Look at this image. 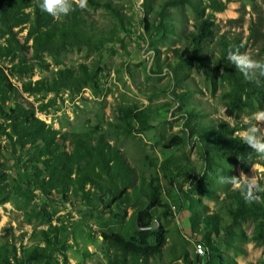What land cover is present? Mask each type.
I'll list each match as a JSON object with an SVG mask.
<instances>
[{"label":"rangeland","instance_id":"1","mask_svg":"<svg viewBox=\"0 0 264 264\" xmlns=\"http://www.w3.org/2000/svg\"><path fill=\"white\" fill-rule=\"evenodd\" d=\"M214 1L86 0L88 31L102 41L97 47L68 46L35 54L31 41L25 40L26 30L18 33L19 43L8 37L1 41L11 44L0 65L18 93L13 101L0 100L5 130L0 133V246L10 241L17 247H45L39 232L58 228L50 255L22 264H110L102 234L136 237L133 214L138 209L153 210L155 231L167 236L163 253L149 264H209L210 259L220 262L219 256L224 264H264V239H256L258 221L232 220L227 196L237 189L219 180L221 175L239 176L242 170L249 176L253 172L264 185V157L250 162L212 158L222 170L215 176L207 171L194 134L220 122L244 128L234 133L241 137L251 126L264 128L255 119L264 110V86L239 88L225 77L224 68L207 74L195 61H186L192 34L204 19L215 24V37L202 50L212 67L220 56L222 36L241 40V53L264 59V0H216L227 2L224 10L215 9ZM81 65L94 73L75 89H24L39 80L50 82L60 69ZM232 69L237 70L234 65ZM120 107L135 108L132 126L118 125ZM16 108L34 110L60 133L102 134L133 168L137 183L154 185L155 199L122 204L110 192L89 185L87 194L41 191L34 184L33 148L17 142L4 116ZM173 138L188 141L168 147ZM70 148L66 143L65 150ZM176 164L192 171L174 170ZM207 218L212 223L204 229ZM150 244H155L154 238Z\"/></svg>","mask_w":264,"mask_h":264},{"label":"trees","instance_id":"2","mask_svg":"<svg viewBox=\"0 0 264 264\" xmlns=\"http://www.w3.org/2000/svg\"><path fill=\"white\" fill-rule=\"evenodd\" d=\"M90 1L93 3L96 0ZM40 3L41 0H0V58L8 54L11 46V44L3 45L1 41L8 37L7 40L10 42L19 43L18 33L24 30H26L25 40L27 43L31 41L30 47L35 54L54 53L68 46L97 47L98 43H102L100 37L88 31V22L80 4L73 1L74 10L63 18H56L41 11ZM226 5L227 2H218L215 9L224 10ZM196 26V32L192 34L191 39L192 51L186 61H195L207 74H212L222 67L225 77L232 80L236 87L255 90L257 86L246 80L238 70H233V65L227 59L228 50L239 49L242 45L241 40L236 38L229 40L222 36L218 42L220 56L214 61L212 67L202 54V50L203 46L215 37V24L204 19ZM16 28L19 30L16 31ZM93 73L84 65L74 69H60L50 82L39 80L34 86L27 84L24 89L26 92L43 89L49 91H58L63 88L75 89L86 76H92ZM17 93L16 86L12 84L7 72L0 65V100L4 103L13 101ZM134 111L135 108L132 107H120L121 119L118 125L132 126ZM4 116L17 142L33 148L32 161L36 163L34 184L41 191L47 193L55 191L62 196L70 192L87 194L86 188L89 185L110 192L113 200L122 204L130 205L142 198L155 199L157 190L154 185L146 183L145 180L137 183L134 180L133 168L104 139L102 134L94 137L90 131L60 133L37 117L34 110L29 109L16 108L10 112H4ZM3 128V124H0V133L5 131ZM239 130L244 128L220 122L217 126L199 128L194 132L208 168L207 171L212 175L220 176L222 171L216 162L211 161L212 158L239 157L244 162H250L260 157L243 143L241 136L234 135ZM177 139L170 140L168 147L188 141L184 138ZM192 141L194 142L193 139ZM66 143L71 147L69 150H65ZM173 168L182 173L192 171L179 164L174 165ZM162 169L165 170V166ZM227 197L231 200L227 212L232 220L237 222L248 218L256 219L258 221L256 229L259 234L256 239H264V194L251 203L245 202L238 189ZM155 216L153 210L143 212L138 209L134 212L133 225L136 237L128 238L119 232L102 234L111 254L110 264H149L152 258L163 253L167 236L165 232L155 231L152 228ZM211 220V218L205 220L204 229L211 225ZM190 221L194 229H197L198 224H194L193 218H190ZM56 231L58 228L52 227L39 232L42 240L47 243L45 247L38 244L31 247L23 243L17 247L10 241L4 242L0 246V264H22L29 260L47 258L50 255L51 245L57 243L52 239L53 234L57 238ZM152 238L155 239V244H150ZM212 251L215 253L216 248H212ZM218 258L220 262L217 259H210L209 264H224L221 262L224 259L220 256Z\"/></svg>","mask_w":264,"mask_h":264},{"label":"clouds","instance_id":"3","mask_svg":"<svg viewBox=\"0 0 264 264\" xmlns=\"http://www.w3.org/2000/svg\"><path fill=\"white\" fill-rule=\"evenodd\" d=\"M79 6L85 7L86 0H80ZM39 7L41 11L56 18L67 16L74 10L73 0H41ZM227 59L246 80L258 87L264 86V59H255L246 52L241 53L238 49L233 51L231 48L228 50ZM255 119L258 125H264V110L258 111L255 114ZM242 140L254 153L264 157V128L257 125L247 128L243 133ZM219 180L221 183L238 189L245 202H254L260 199L261 194H264V185L259 183L253 172L249 176L241 170L239 176L221 175Z\"/></svg>","mask_w":264,"mask_h":264},{"label":"built area","instance_id":"4","mask_svg":"<svg viewBox=\"0 0 264 264\" xmlns=\"http://www.w3.org/2000/svg\"><path fill=\"white\" fill-rule=\"evenodd\" d=\"M197 245H198V247H199V253H200V254L204 253V249H203L202 244L199 243V244H197Z\"/></svg>","mask_w":264,"mask_h":264},{"label":"water","instance_id":"5","mask_svg":"<svg viewBox=\"0 0 264 264\" xmlns=\"http://www.w3.org/2000/svg\"><path fill=\"white\" fill-rule=\"evenodd\" d=\"M152 228L153 229H157L158 228V225H154Z\"/></svg>","mask_w":264,"mask_h":264},{"label":"bare ground","instance_id":"6","mask_svg":"<svg viewBox=\"0 0 264 264\" xmlns=\"http://www.w3.org/2000/svg\"><path fill=\"white\" fill-rule=\"evenodd\" d=\"M197 248H198L197 250H198V252H199V247H198V245H197Z\"/></svg>","mask_w":264,"mask_h":264}]
</instances>
